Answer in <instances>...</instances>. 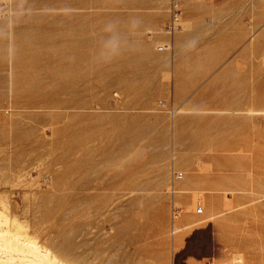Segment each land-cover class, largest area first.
I'll list each match as a JSON object with an SVG mask.
<instances>
[{
    "label": "rangeland",
    "instance_id": "374dc122",
    "mask_svg": "<svg viewBox=\"0 0 264 264\" xmlns=\"http://www.w3.org/2000/svg\"><path fill=\"white\" fill-rule=\"evenodd\" d=\"M0 220L70 264H264V0H0Z\"/></svg>",
    "mask_w": 264,
    "mask_h": 264
},
{
    "label": "bare ground",
    "instance_id": "6f19581e",
    "mask_svg": "<svg viewBox=\"0 0 264 264\" xmlns=\"http://www.w3.org/2000/svg\"><path fill=\"white\" fill-rule=\"evenodd\" d=\"M1 222L0 220V264H70L20 233L15 232L7 237V230L1 227Z\"/></svg>",
    "mask_w": 264,
    "mask_h": 264
},
{
    "label": "built area",
    "instance_id": "2783aa9c",
    "mask_svg": "<svg viewBox=\"0 0 264 264\" xmlns=\"http://www.w3.org/2000/svg\"><path fill=\"white\" fill-rule=\"evenodd\" d=\"M173 10V15H172V20L168 24V30L170 32H173L177 28V21H179V16L177 15L179 13V9L177 6L172 7ZM175 213L177 212L176 210L174 211ZM205 264H214L213 260H208L205 262Z\"/></svg>",
    "mask_w": 264,
    "mask_h": 264
},
{
    "label": "clouds",
    "instance_id": "9594fccd",
    "mask_svg": "<svg viewBox=\"0 0 264 264\" xmlns=\"http://www.w3.org/2000/svg\"><path fill=\"white\" fill-rule=\"evenodd\" d=\"M131 23H132L133 26H135V25L138 24L139 22H138L137 20H133V21H131ZM113 27H114V25L111 24V23L107 25V28H108L109 30H111ZM108 42L111 43V40L109 39ZM117 52H118V49H117L116 51H114L112 54L115 55V54H117Z\"/></svg>",
    "mask_w": 264,
    "mask_h": 264
}]
</instances>
